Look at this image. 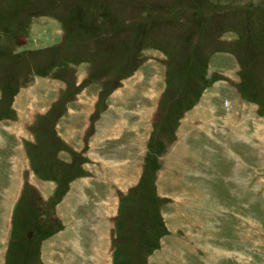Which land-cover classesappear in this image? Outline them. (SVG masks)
I'll return each mask as SVG.
<instances>
[{"label": "rangeland", "instance_id": "374dc122", "mask_svg": "<svg viewBox=\"0 0 264 264\" xmlns=\"http://www.w3.org/2000/svg\"><path fill=\"white\" fill-rule=\"evenodd\" d=\"M0 127V264H264V0H0Z\"/></svg>", "mask_w": 264, "mask_h": 264}, {"label": "crops", "instance_id": "0c3cea01", "mask_svg": "<svg viewBox=\"0 0 264 264\" xmlns=\"http://www.w3.org/2000/svg\"><path fill=\"white\" fill-rule=\"evenodd\" d=\"M238 62L239 63H237L236 62V64H234V65H237L236 67H235V71H236V73H237V75H238V77H239V79H238V81H237V79H236V81H237V88H236V91H237V93H238V95H239V98H240V100H241V102H240V100H239V98H238V96H237V98H238V100H237V98H235L233 101H232V108H231V111H232V113L230 114V113H227V115H225V117H223V118H221V117H219V118H217L216 120H215V122H216V124L217 125H220L221 127H219L217 130L219 131V132H222V134L225 136V137H227V138H231L233 141H235L236 139H234V138H232L231 136L235 133H233V121H234V119H236V118H238V119H236V123H239V122H243L244 120L245 121H247V117H246V114L245 113H239V105L238 104H240V103H243V105L245 104V103H249L250 101H251V99L250 98H247L248 96L246 95V96H244V95H242L241 94V92H239L240 90H239V85L242 83V82H245V80H246V78H245V68H244V66H243V63H241L240 62V60H238ZM36 97H38V96H36ZM114 99L116 100V102L117 101H122V99L123 98H121V94L119 93V95H118V97H114ZM237 101H238V103H237ZM251 103V102H250ZM135 110L136 111H134V112H132V115L133 116H136V117H138V118H136V119H134V122H129L130 120H127L128 122L127 123H125V119L123 120V123H122V125H118L114 130L115 131H119V133H118V135L120 136L119 138H121L122 136H123V132L124 131H126L128 128L130 129L131 127H130V124L132 125V128L131 129H133V131L134 132H140L141 130H142V128H144V124H146V125H148V124H150V121H149V117H148V114H145L144 113V115H143V113H141V112H138V110H141V111H143L142 110V108H140V107H135ZM144 112V111H143ZM144 116H146L147 118H143ZM240 116V117H239ZM245 116V119H242V117H244ZM20 118L23 120H21V122L19 123V124H15L14 123V125L13 124H11L10 126H9V128H8V130L7 131H9L10 133H13V134H15V132L13 131L14 130V128H16L18 131H19V134L22 136L24 133H25V123H26V121H25V119H27L26 118V114L25 113H21V116H20ZM186 118H189V116H187ZM189 120H190V118H189ZM2 121H5L4 119L2 120ZM202 125H207L206 123H201ZM241 126V127H240ZM244 126H246V128L249 126L248 125V122H247V125H244ZM103 125L101 124L100 126H99V133H97V135H99L100 134V132H101V130L103 129ZM240 127V130H241V132L243 131V126L242 125H238V128ZM1 128V127H0ZM27 129V128H26ZM138 131H137V130ZM29 130V129H28ZM11 131H13V132H11ZM230 132H232L233 134H230ZM246 134H249V133H251V130H250V128L249 129H246V132H245ZM263 133L261 132V135H262ZM16 135V134H15ZM1 137V136H0ZM140 138V137H139ZM237 141V140H236ZM1 142H2V137H1V140H0V147H1ZM104 143H108V140L107 141H105ZM103 143V144H104ZM249 143V142H248ZM95 144H97V141H95L94 142V145ZM101 144V143H100ZM105 144V145H106ZM105 145L103 146V147H105ZM23 146V145H22ZM102 147V148H103ZM15 148V147H14ZM14 148L12 149V151L14 150ZM99 151H101V150H99ZM130 151V150H129ZM10 152V151H9ZM100 156H102L103 157V155H100V154H98L97 153V155H96V157L97 158H100ZM9 158H12L13 160H14V163H13V166H12V168H11V165H10V163H9ZM25 157H24V146L22 147V149H21V154L20 155H15V154H11L10 155V157L9 156H7L6 157V159H5V165L6 164H9V166H10V168H11V178L13 177L14 179L13 180H15V177H16V180L14 181V183H16V184H20L19 183V180H21V181H23L24 180V178H23V176L21 175V179H18L17 178V176H16V174H15V172L17 173V174H19V170L23 167V165L25 166V162H26V160L24 159ZM170 158H173L172 157V155L170 156ZM0 159H2V157H1V155H0ZM24 160H25V162H24ZM122 159L120 158V161H121ZM118 162V161H117ZM100 163V162H99ZM0 164H2V162L0 161ZM107 163H105L104 164V167H103V170H104V173L108 176V182H109V184L111 185V187H110V193H109V197H111V198H114L113 197V195L115 194V189H118V188H121V186H125V184H126V182L127 181H124V180H127L129 177H130V182L131 183H133L134 182V180L136 179V177H138L139 176V174H138V176H137V174H135V175H132V174H130L127 170H126V168H125V170H123V172H121V176H122V178L121 179H119V180H113L114 179V176H115V174H116V168L115 167H113V165L112 164H110V166L113 168L112 169V173H109L108 172V170H107V167H108V165H106ZM15 166V167H14ZM120 166V165H119ZM13 167L16 169H14L13 170ZM181 168H185V167H183V166H181ZM163 169V168H162ZM172 169V168H171ZM168 170V169H167ZM161 171H165V169H163V170H161ZM182 171V170H181ZM115 182H118V184L120 185V186H118L117 185V183H115ZM39 185H42L43 187H46L47 185H48V183L47 182H45V181H41V180H39V182H37ZM113 183L116 185L115 187L113 186ZM94 185V182L91 184V186H93ZM52 186V185H51ZM51 186H50V188H51ZM50 188H49V190L48 191H50ZM9 189H11L10 187H7V190L6 191H8ZM46 192H48L47 190H45ZM6 194H7V192H5ZM83 193V196H82V198H81V200L80 201H85L84 203H87V202H89V199H90V197H89V195H87V196H85V193L84 192H82ZM15 195H13L12 194V198L14 197ZM174 197L175 198H177V200H179L178 202L179 203H181V204H183V205H185L183 202H185V203H187L188 201H187V196H185V195H183V194H178V195H174ZM84 199H86V200H84ZM9 200H11V199H9ZM176 200V201H177ZM5 201V200H4ZM5 204L7 205V207H8V209L7 210H11V208L9 207V204H8V201L6 200L5 201ZM78 204L79 203H76V207L78 206ZM0 205H1V202H0ZM115 206H116V199L114 200V202L113 201H109L108 203L106 202V203H104V211H107V213L106 214H108V213H112V212H114L115 211ZM75 207V208H76ZM187 207V206H186ZM72 209L73 210H75L74 209V206L72 205ZM71 209V210H72ZM103 209V208H102ZM85 213H77L76 211H75V216L74 217H72V219H76L77 217H80V216H82L83 217V215H84ZM172 214H173V211H172ZM77 215V216H76ZM167 221H168V223H167V225L169 224V218L171 217V214L168 212L167 213ZM77 222H78V220H76L75 221V225H77ZM97 227H98V229L100 230L101 228H102V226L104 225V221H102V219H99L98 220V222L97 223H94ZM93 232H95L96 233V231L95 230H93ZM99 232V231H98ZM98 234V233H97ZM104 239H105V237H104ZM98 240H101V239H98ZM215 245L216 244H212L211 242H210V240H207L206 239V241H205V243H204V246H206V248L208 249V247L209 246H211V248H213V249H215ZM187 246H188V244H187ZM80 247V246H79ZM74 248L75 250L76 249H78V252L80 253V251H81V249L80 248ZM172 247H173V245H172ZM182 247H186V244L185 245H182ZM210 248V247H209ZM206 249V250H207ZM209 251H211V249H208V252ZM198 252V251H197ZM221 253H223V249H221ZM86 257H88L87 255H86ZM68 260V259H67ZM66 260V261H67ZM205 260H206V258H205ZM88 261H89V257H88ZM218 261H220V259L218 260ZM96 262V261H95ZM197 262V261H196ZM51 264H59L58 262H55V263H51Z\"/></svg>", "mask_w": 264, "mask_h": 264}, {"label": "built area", "instance_id": "2783aa9c", "mask_svg": "<svg viewBox=\"0 0 264 264\" xmlns=\"http://www.w3.org/2000/svg\"><path fill=\"white\" fill-rule=\"evenodd\" d=\"M225 103H226V106L228 107V106H229V100L226 99V100H225Z\"/></svg>", "mask_w": 264, "mask_h": 264}]
</instances>
